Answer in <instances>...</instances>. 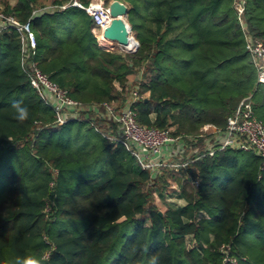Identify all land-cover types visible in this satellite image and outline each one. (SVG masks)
<instances>
[{"label": "trees", "instance_id": "16d2710c", "mask_svg": "<svg viewBox=\"0 0 264 264\" xmlns=\"http://www.w3.org/2000/svg\"><path fill=\"white\" fill-rule=\"evenodd\" d=\"M72 1L0 0V12L30 22V62L99 109L57 125L21 67L19 35H0V264H148L153 255L159 264H223L225 255L264 264L262 159L235 149L197 159L203 127L224 130L242 100L264 124V85L245 49L247 38L264 44V0H246L244 29L236 0H119L130 8L133 54L100 49L84 10L56 9ZM133 93L139 125L198 149L186 167L142 170L110 139L119 130L100 119L103 107L119 112ZM14 100L28 106L27 120L15 118ZM176 192L184 207L157 208Z\"/></svg>", "mask_w": 264, "mask_h": 264}, {"label": "built area", "instance_id": "2783aa9c", "mask_svg": "<svg viewBox=\"0 0 264 264\" xmlns=\"http://www.w3.org/2000/svg\"><path fill=\"white\" fill-rule=\"evenodd\" d=\"M245 5L246 0H236V16L243 29L242 18ZM68 7H78L91 17L96 39L102 37V32L112 20L109 5H106L105 0H94L86 7L73 0L70 4L56 9L64 10ZM7 31H15L19 35L22 55L21 67L28 77L30 86L42 102L55 114L57 125H64L71 121L80 122L83 120L84 113L89 114V112L97 110L99 112L95 106L85 107L71 99L65 91L43 74L34 62H30L29 54L36 48V38L31 31L30 22L21 24L12 16L0 12V35ZM99 31L100 33H98ZM245 49L254 65L257 83L264 85V44L247 38ZM137 98V94L133 93L131 103L119 112L109 105H104V117L107 121L115 123L119 130V136L110 139L123 145L136 159L142 170L156 173L162 168L178 171L186 167L192 160L182 162L184 156L181 151H172V155L176 158L172 161L157 158L163 149L181 139L180 137H173L170 131L139 125L136 120V113L131 109V105ZM209 128L205 127L202 130L200 137H207L205 139V151L197 159L213 156L227 149H235L245 153H253L262 159L264 165V124L256 118L249 98L240 102L235 113L227 120L224 130L215 127ZM223 264H237V261L229 255H225Z\"/></svg>", "mask_w": 264, "mask_h": 264}, {"label": "water", "instance_id": "95a60500", "mask_svg": "<svg viewBox=\"0 0 264 264\" xmlns=\"http://www.w3.org/2000/svg\"><path fill=\"white\" fill-rule=\"evenodd\" d=\"M108 8L112 20L110 25L102 32V36L106 40L115 43L120 51H124L129 43V34L132 30L131 26L126 22L129 8L119 0H112ZM138 47L139 44L136 41L134 51L128 53H135Z\"/></svg>", "mask_w": 264, "mask_h": 264}, {"label": "crops", "instance_id": "0c3cea01", "mask_svg": "<svg viewBox=\"0 0 264 264\" xmlns=\"http://www.w3.org/2000/svg\"><path fill=\"white\" fill-rule=\"evenodd\" d=\"M92 1H94V0H90L89 3H91ZM96 40H97V43H98V46H99L100 49H102L104 51H110L112 49V46L110 48L104 47V46L101 47L100 44L102 43V44L105 45V43H103L102 40L100 41V39H96ZM130 80H131V78H130ZM133 80L137 81L136 78H134ZM129 97H131V96H129ZM132 97H133V95H132ZM205 127L209 128V127H212V126H204L203 129ZM185 145H186V143H184V141H179V142H177L175 144H172L169 147H166L165 149H163L162 153L160 155H158L157 158L158 159H165L167 161H172V160L176 159L175 156L172 155V151H181L183 153V156H184L182 162L190 161L191 160L190 159L191 158L190 155H192L198 149L197 148H193V146H187L186 147ZM198 147H199V149H201L200 146H198ZM178 194L179 193L176 192L172 196H169L171 198L170 201H172V203H170V204H171V206H174V207H184L186 205V201L183 198H181ZM203 216H205V215H203Z\"/></svg>", "mask_w": 264, "mask_h": 264}, {"label": "clouds", "instance_id": "9594fccd", "mask_svg": "<svg viewBox=\"0 0 264 264\" xmlns=\"http://www.w3.org/2000/svg\"><path fill=\"white\" fill-rule=\"evenodd\" d=\"M12 108L15 110V118L21 122L25 121L29 117V108L24 104L23 100H14L12 102ZM16 264H39L34 258H27L20 260L17 258ZM148 264H159V256L153 255L150 257Z\"/></svg>", "mask_w": 264, "mask_h": 264}, {"label": "rangeland", "instance_id": "374dc122", "mask_svg": "<svg viewBox=\"0 0 264 264\" xmlns=\"http://www.w3.org/2000/svg\"><path fill=\"white\" fill-rule=\"evenodd\" d=\"M112 0H107L106 1V5L108 6L109 5V3L111 2ZM130 9V8H129ZM126 22L128 23V17L126 18ZM129 24V23H128ZM98 33H100V31L98 32ZM130 35L136 40V37H135V33L133 32V30H131V32H130ZM137 41V40H136ZM105 45H107V44H105ZM110 48V47H109ZM110 51H112V52H117V53H119V54H126L127 52H124V51H120L119 50V48H118V46H117V48H116V45H113L112 46V49L110 50ZM133 54V53H132ZM134 77H132L131 78V80H130V82H129V87L131 88V87H133V82H134ZM130 91V89L128 90V92ZM127 96H128V94H127ZM131 100L132 99H130V101L127 103V104H129V103H131ZM127 104H126V106H127ZM109 106H111L113 109H115L116 107H117V104H111V105H109ZM100 119H102L103 121H105L106 122V124H107V121H106V117H104V113L103 114H101V116H100ZM105 126V125H104ZM98 129H100L99 128V126H98ZM103 131V130H102ZM159 172V171H158ZM171 200V198L169 197V196H166L165 198H163V199H161V200H159V201H156L157 202V208L158 209H161V210H164V208L166 207V206H168V205H171L170 203H172V201H170ZM188 246V248L189 247H191V245H192V240H191V238H189L188 239V244H187Z\"/></svg>", "mask_w": 264, "mask_h": 264}, {"label": "bare ground", "instance_id": "6f19581e", "mask_svg": "<svg viewBox=\"0 0 264 264\" xmlns=\"http://www.w3.org/2000/svg\"><path fill=\"white\" fill-rule=\"evenodd\" d=\"M131 36V35H130ZM103 41V43H105V44H107V45H102V43L100 44L101 45V47L102 46H104V47H111V46H113V45H116L115 43H113V42H110V41H108V40H106L103 36L100 38V41ZM116 48H117V46H116ZM131 51H134L133 50V45H132V41H131V38H130V42L128 43V45L126 46V48H125V50H124V52H131Z\"/></svg>", "mask_w": 264, "mask_h": 264}]
</instances>
